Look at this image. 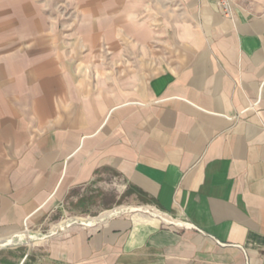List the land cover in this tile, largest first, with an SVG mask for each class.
<instances>
[{
    "label": "crops",
    "instance_id": "crops-1",
    "mask_svg": "<svg viewBox=\"0 0 264 264\" xmlns=\"http://www.w3.org/2000/svg\"><path fill=\"white\" fill-rule=\"evenodd\" d=\"M70 2L65 42L53 0H0V233L103 168L184 222L147 206L39 264H263L264 0Z\"/></svg>",
    "mask_w": 264,
    "mask_h": 264
},
{
    "label": "rangeland",
    "instance_id": "rangeland-1",
    "mask_svg": "<svg viewBox=\"0 0 264 264\" xmlns=\"http://www.w3.org/2000/svg\"><path fill=\"white\" fill-rule=\"evenodd\" d=\"M53 8L59 17L60 29H63V39L68 41L67 33L71 27L80 19V12L70 0H53ZM103 59L107 62V71L111 70L109 62V54L105 53ZM89 73V68L86 69ZM91 74V73H89ZM93 78L95 77L92 74ZM102 173L85 186H80L72 189L63 201L54 207L47 215L41 216L40 220L35 224L25 223L23 227L12 232L0 233V239H6L21 233H14L16 231L27 230L28 233L44 235L47 234L53 226L70 221V225L61 231L49 234L48 237L35 236L33 240L28 242H17L15 244H8L0 247V264H39L40 260L45 256V248L50 245L53 240L69 231L72 228L80 227L87 230H95L100 228L105 223L97 226H84L76 222V219L97 217L106 210H110L118 206H149L155 209L161 215L169 218L171 221H149L145 220L143 216L138 215L136 211H127L113 216L111 219L131 218L133 222H152L159 225H180L184 221L177 219L170 213L163 211L154 204L148 202L145 197L132 187L122 186V181L118 173L115 171L100 169ZM99 170V171H100ZM74 220V221H73ZM108 220V221H109ZM23 234V233H22ZM264 264V263H263Z\"/></svg>",
    "mask_w": 264,
    "mask_h": 264
},
{
    "label": "bare ground",
    "instance_id": "bare-ground-1",
    "mask_svg": "<svg viewBox=\"0 0 264 264\" xmlns=\"http://www.w3.org/2000/svg\"><path fill=\"white\" fill-rule=\"evenodd\" d=\"M127 211H142V212H147L151 211L150 208L147 206H119L115 209L105 211L102 214H100L97 217L93 218H86V219H76V222L83 224L84 226H96L102 222H104L106 219L113 217L116 214L127 212ZM152 214H156L157 212L152 210ZM149 214V213H148ZM74 221V220H73ZM70 221H65L63 223H59L55 225L52 229L47 234L44 235H38V234H32V233H24L19 234V235H14L6 239H0V247L8 244H15L17 242H28L30 240H33L35 236H40V237H48L49 234L56 233L58 231L66 229L70 225Z\"/></svg>",
    "mask_w": 264,
    "mask_h": 264
},
{
    "label": "built area",
    "instance_id": "built-area-1",
    "mask_svg": "<svg viewBox=\"0 0 264 264\" xmlns=\"http://www.w3.org/2000/svg\"><path fill=\"white\" fill-rule=\"evenodd\" d=\"M217 7L223 16L232 17V0H217Z\"/></svg>",
    "mask_w": 264,
    "mask_h": 264
}]
</instances>
